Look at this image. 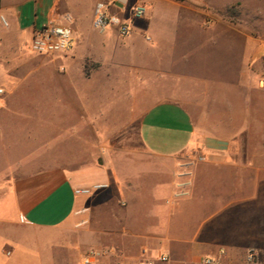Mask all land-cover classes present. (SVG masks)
Segmentation results:
<instances>
[{
    "label": "crops",
    "instance_id": "obj_1",
    "mask_svg": "<svg viewBox=\"0 0 264 264\" xmlns=\"http://www.w3.org/2000/svg\"><path fill=\"white\" fill-rule=\"evenodd\" d=\"M101 1L110 0H0V15L10 24L0 28V66L7 67L0 72L6 92L0 96V264H82L85 255L76 262L72 253H86L91 245L110 250L101 264H140L144 248L148 259L164 253L171 264H201L222 250L223 264H248L254 250L264 264V179L254 181L253 195L246 192L254 173L264 172V163L257 162L264 156V33L241 35L237 26L222 23L235 33L230 38L239 43L242 58L233 80L212 81L176 69L175 51L164 52L165 41L153 31L151 0H123L148 8L127 38L95 29ZM161 1L184 7L202 31V1L196 6ZM111 12L125 16L119 3ZM67 15L73 29L69 50L53 56L24 52L37 29L66 23ZM130 49L140 57L153 53L155 61L135 71L141 111L102 115L98 95L129 86L122 77L132 70L122 55ZM136 120L141 143L157 165L121 173L112 166L97 168L98 152L108 154L114 136ZM74 144L83 159L66 158ZM189 152L204 156L206 167L250 174L244 193L222 199L186 234L193 211L201 209L195 207L193 183L185 199L175 197L177 173ZM149 178L155 184L146 183ZM99 183L106 190L77 194ZM167 190L169 198L157 199ZM152 203L169 209L156 206L152 215L146 209ZM80 210L89 211L91 221L85 239L75 229ZM145 219L155 231L139 229Z\"/></svg>",
    "mask_w": 264,
    "mask_h": 264
},
{
    "label": "rangeland",
    "instance_id": "obj_2",
    "mask_svg": "<svg viewBox=\"0 0 264 264\" xmlns=\"http://www.w3.org/2000/svg\"><path fill=\"white\" fill-rule=\"evenodd\" d=\"M149 11L153 14V31L165 41L164 52H168L169 48L175 51L176 69L188 71L194 76H207L212 81L222 79H234V70L240 67L242 55L239 57L240 46L238 42H234L230 36L235 35L232 30L224 26L235 25L241 30V35L252 33L259 35L264 33V0H174L179 3L196 6L197 1H202L203 8L202 31L195 29L189 13L184 7H180L173 3L161 0H151ZM144 3V2H141ZM145 4V3H144ZM147 17V16H146ZM224 23V26L223 24ZM135 33V30L134 32ZM149 35H143L144 39ZM151 41V37L150 40ZM29 44V43H28ZM24 52L28 55L35 54L31 51L30 45L25 44ZM145 56L143 57V55ZM141 57L134 50H126L122 55V63L125 67L132 70L131 75L122 77L128 80L129 86H115L112 89H106L98 95L97 105L102 115L110 110L118 112L137 113L141 111L142 92L137 90V76L135 71L138 69H146V67L154 66L153 53H144ZM187 59V60H186ZM59 70V66L54 67ZM7 71V67L0 66V72ZM135 73V74H134ZM125 81V80H124ZM134 82V83H132ZM127 84V85H128ZM130 88V89H129ZM132 88V89H131ZM146 94H153V91H145ZM83 106V98L80 100ZM140 122L136 120L127 126L124 130L114 136L111 143V149L108 154L98 152L96 156V167L104 168L112 166L118 173L133 171H143L146 167L157 165L154 160L143 147L140 134ZM104 147L107 145L101 143ZM80 145L74 144L73 148H69L66 158L76 159L84 158ZM82 156V157H81ZM200 156L197 152H189L184 155V163L181 164V170L177 173L178 183L181 181H191L193 188L196 190V196L199 201L195 202V207L201 209L194 210L190 223L187 227V233L200 223L203 218L215 210L219 206L222 199L232 197L237 192L244 193L243 186L247 184L250 173L234 172L233 170L217 169L215 167H206L207 162H197L196 158ZM101 161L102 163H100ZM258 163H264V156L257 158ZM238 186L234 187V180H239ZM252 176V173L251 175ZM251 185L247 186L246 192L253 195L255 190L254 181L264 179V172H255ZM155 184V179H146V183ZM154 182V183H153ZM102 184V183H99ZM93 186V185H92ZM191 187V186H190ZM105 189L99 191L103 192ZM155 188L152 189L155 195ZM146 192H148L146 190ZM190 192V189H189ZM171 196V191L167 190L164 194L158 196L157 199H167ZM187 197V196H186ZM178 198V199H185ZM169 209L168 206H160L149 204L146 208L153 215L155 208ZM156 208V209H157ZM77 222L75 229L78 230L77 237L85 239L91 229V221L88 219L89 211L80 210L76 213ZM143 229L155 231V225L145 219L143 221ZM158 229V228H157ZM140 231V232H141ZM102 240L105 236H101ZM91 245L85 250L74 251L72 259L80 261L84 255L86 256L91 250L101 253L100 262L111 257L109 249H99ZM51 250V249H50ZM55 253V252H54ZM248 263V262H247ZM255 264H261L258 259Z\"/></svg>",
    "mask_w": 264,
    "mask_h": 264
},
{
    "label": "built area",
    "instance_id": "obj_3",
    "mask_svg": "<svg viewBox=\"0 0 264 264\" xmlns=\"http://www.w3.org/2000/svg\"><path fill=\"white\" fill-rule=\"evenodd\" d=\"M117 3L121 4L124 17L116 15L111 12V7ZM148 14V8L142 3H136L129 5L127 1L123 0H110L101 1L97 3L94 13V27L101 33L108 31H116L121 38H127L131 36L135 30V23L146 19ZM127 15V16H126ZM66 23H48L42 28L37 29L33 35L30 49L35 54L44 56H53L61 54L70 49L73 29L72 18L67 15L65 17ZM10 24L8 19L4 15H0V28H9ZM150 40V37H146ZM262 87L264 81L261 82ZM6 92L3 88H0V96ZM197 162H207V159L200 155L196 158ZM191 181H181L177 184V192L175 197L183 198L189 194ZM107 188V185L96 184L87 188L77 190V194L80 196H92L95 193ZM150 252L147 248L142 250L143 261L140 264H171V259L168 254L159 253L155 259H148ZM226 255V251H220L217 257L205 258L201 264H223V258ZM101 253L95 250H91L83 259L82 264H101ZM258 259L257 251H250L248 253V264H255Z\"/></svg>",
    "mask_w": 264,
    "mask_h": 264
}]
</instances>
